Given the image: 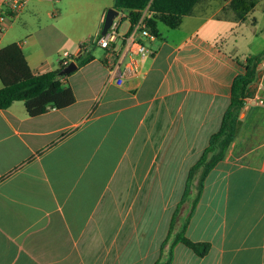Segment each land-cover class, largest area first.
<instances>
[{"label": "crops", "instance_id": "obj_1", "mask_svg": "<svg viewBox=\"0 0 264 264\" xmlns=\"http://www.w3.org/2000/svg\"><path fill=\"white\" fill-rule=\"evenodd\" d=\"M26 1L8 17L0 48L18 43L34 73L59 67L64 57L56 61L54 53L65 36L63 55L74 60L116 8L115 0H70L83 18L47 51L33 35L15 37L14 21L24 23L34 8ZM200 1L177 28L158 23L160 36L145 40L150 52L139 56V73L122 84L109 80L103 50L92 48L94 58L63 79L75 95L71 105L37 116L24 101L0 108V264L165 258L172 219L178 212L175 234L193 197L180 207L189 170L220 128L233 80L244 73L237 46L226 50L219 17L225 6L207 14ZM251 11L240 18L233 9L240 20ZM250 108L241 111L225 159L206 177L187 227L186 235L209 242L210 250L200 257L179 243L171 264H264V140L253 141Z\"/></svg>", "mask_w": 264, "mask_h": 264}, {"label": "trees", "instance_id": "obj_2", "mask_svg": "<svg viewBox=\"0 0 264 264\" xmlns=\"http://www.w3.org/2000/svg\"><path fill=\"white\" fill-rule=\"evenodd\" d=\"M200 0H115V7L127 11L129 20L136 24L141 18L143 27L154 36L159 37L158 23L162 22L170 28H177L183 17L190 14ZM260 0H231L230 5L238 17L244 18L254 9ZM82 53L72 58L78 66H82L94 58V55L83 49ZM264 59V52L245 58L242 65L244 73L237 75L232 83L230 104L225 111L220 128L209 139L208 146L189 170L180 207L190 199L187 215L182 219L179 230L173 234L178 212L175 213L168 236L162 244L168 252L164 259L155 264H171L177 244L182 243L196 255L203 257L210 250L211 244L205 241H194L187 235V227L196 206L203 194L205 179L216 165L225 159L231 144L235 140L241 125L240 114L244 108V100L252 95V86L258 78V67ZM65 59H60L59 67L42 73H34L18 43H11L0 48V108L9 107L14 101H24L31 116H37L49 108H63L75 102V95L70 86H65L63 79L70 75L61 74L66 66Z\"/></svg>", "mask_w": 264, "mask_h": 264}, {"label": "rangeland", "instance_id": "obj_3", "mask_svg": "<svg viewBox=\"0 0 264 264\" xmlns=\"http://www.w3.org/2000/svg\"><path fill=\"white\" fill-rule=\"evenodd\" d=\"M225 2L226 0H201L198 9L207 4L206 13L210 14L219 7L225 6L219 17L222 19L225 31L226 50L234 52L235 47L233 46H237L238 51L234 53V57L243 63L246 56L259 55L264 52V0L256 3L245 20L238 19L233 12L231 3L225 5ZM32 4L34 8L29 10L24 23L21 19L14 21L15 37L24 35L22 38L28 39L26 36L33 35L39 38L40 47L47 51L53 49V45L59 43L67 33H71L70 31L74 30L83 18L82 12L79 8L73 7L70 0H34ZM121 13L126 12L122 11ZM67 38L68 36H65L62 39L60 50L55 48L54 57L56 61L63 56L62 49L68 47ZM86 39L90 40L91 37ZM2 44L5 45V42L3 41ZM89 46L91 49H98L91 40ZM57 51H60L61 54L58 55ZM70 51L75 52V49ZM248 112L256 120H251L248 123L249 128L257 127L253 141L260 143L264 140V107L253 105L248 109ZM255 122L258 123L257 126H255ZM182 212H184V208Z\"/></svg>", "mask_w": 264, "mask_h": 264}, {"label": "built area", "instance_id": "obj_4", "mask_svg": "<svg viewBox=\"0 0 264 264\" xmlns=\"http://www.w3.org/2000/svg\"><path fill=\"white\" fill-rule=\"evenodd\" d=\"M26 0H0V37L5 31L8 17L17 16L26 4ZM119 10L112 25L105 34H99L94 39L93 45L102 49L104 52L103 60L109 70V80L122 84L127 77H133L140 71L139 56L150 52L146 39H153L154 35L143 27L142 18L133 24L129 20L127 28L123 27L125 14ZM128 16V15H127ZM90 40L86 39L83 43V49L89 51ZM82 50V49H81ZM64 59L68 53L63 55ZM70 61L66 60L67 65ZM258 78L254 84V92L244 100V108L253 105L264 106V59L258 67Z\"/></svg>", "mask_w": 264, "mask_h": 264}, {"label": "water", "instance_id": "obj_5", "mask_svg": "<svg viewBox=\"0 0 264 264\" xmlns=\"http://www.w3.org/2000/svg\"><path fill=\"white\" fill-rule=\"evenodd\" d=\"M119 10L117 8H109L105 15L104 24L101 30V34H105L108 28L112 25L116 16H118ZM77 55H80L77 54ZM78 68V64L75 60H71L62 70L61 74H68L75 71Z\"/></svg>", "mask_w": 264, "mask_h": 264}]
</instances>
